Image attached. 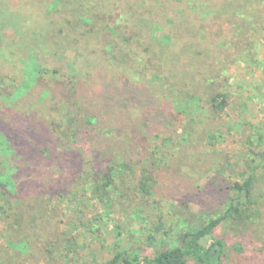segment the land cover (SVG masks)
<instances>
[{"label":"rangeland","instance_id":"obj_1","mask_svg":"<svg viewBox=\"0 0 264 264\" xmlns=\"http://www.w3.org/2000/svg\"><path fill=\"white\" fill-rule=\"evenodd\" d=\"M55 1L0 0V74L18 88L32 77L30 70L37 76L19 97L1 105L0 122L37 130L56 154L55 162H47L50 153L39 151L45 147L39 144V165L24 151L0 158L1 174L11 163L17 180L30 183L23 193L10 195L11 202L0 189V210L13 206L17 213L9 221L0 214V264H109L118 251L151 255L203 225L205 217L223 212L230 186L244 183L245 173L260 161L255 154L264 152V0H106L88 9L78 18L84 23L79 31L97 36L102 66L120 79L128 72L150 96L128 104L122 116L118 109L109 116L112 131L100 135L88 124L82 127L85 135L73 152L62 144L69 145L68 137L52 129L64 124L74 105L97 97L91 92L97 91L96 72L77 39L69 38L74 35L67 33L69 13L49 10ZM205 44L211 49L205 61L188 60ZM185 67L197 75L195 84L182 86L175 77L185 76L175 72ZM85 87L89 95L75 93ZM184 92L199 98L194 113ZM218 95L225 104L223 98L213 101ZM189 126L186 143L182 133ZM110 157L134 160L140 170L116 180L103 204L92 187ZM62 160H69L71 169L66 171V163L62 171ZM143 168L154 171L157 181L150 196L136 184ZM263 173L264 167L257 179ZM55 184H63L56 188L59 197L49 196ZM252 197L259 206L252 208L250 221H228L214 231L213 238L226 242L223 264H264V180H258ZM10 228L14 231L6 234Z\"/></svg>","mask_w":264,"mask_h":264},{"label":"trees","instance_id":"obj_2","mask_svg":"<svg viewBox=\"0 0 264 264\" xmlns=\"http://www.w3.org/2000/svg\"><path fill=\"white\" fill-rule=\"evenodd\" d=\"M104 1L106 0H77L74 5H66L64 3V0H56L54 2V5L49 6L50 11L52 7L54 8L56 13H59V11L60 13H69L67 17L70 16L71 19L66 22L68 26L67 33L74 34L69 38L77 39L76 44L80 46L82 54L85 57L84 59L92 64L90 66L91 71L96 72L93 75L97 91L91 92L96 93L97 97L94 95H90V99H84L83 107L80 105V103L78 106L74 105L73 108L75 110L67 113V120L64 121V124L60 127L54 126V129H52L53 132L56 133L59 128V132L62 134L61 137H68L69 145H67L65 142H63L62 144L65 146V148H67L68 146L70 147L71 145L70 151L72 152V148L76 145L77 140L80 138V136L85 135L82 127H85L88 124L89 126L93 127V130H97V132L95 133H98L100 135L105 134V131L107 130L112 131L113 127H111L112 125H110L108 121L109 116H112L114 113H116L115 111L117 109L121 113L120 116H122L124 115V108H126L128 104H132L137 100H144L145 102L150 96V93L145 90L143 84L141 82L139 84V82L136 81L134 77H131L128 72H124V74H122V79H120L121 76L115 74L114 72L111 73L108 67L102 66V57L97 47V36L94 37V34H90L91 36L87 37L85 34L80 33L79 31V29L82 28V24L84 23L83 20H79L78 18L80 16H83L85 18L83 14L88 9L93 6H98ZM37 2L38 0H36L35 4H37ZM111 2V0L108 1V3ZM19 18L20 17L17 16L16 20L19 21ZM1 26L2 23L0 22V34L2 32ZM62 32L65 31L62 30ZM40 45L43 47V50L48 51L44 41ZM210 52L211 49L209 45L205 44L203 50L200 51V49H197L196 54L192 58L191 55L187 56V58L188 60L190 59V61L192 60L193 63L196 60L198 65V60L202 59L203 61H205ZM171 60H174V58H172ZM90 67L87 66L86 70H88ZM83 68H85V66H83ZM83 68L81 67L80 70L86 71ZM185 68L187 69V71L184 68H175L176 73H180V71L183 70L182 74H185V76L182 77H175L179 78L182 86L184 84H195L197 81V75L191 74L190 72H188L189 69L187 67ZM28 75L32 76L33 79L37 78L36 75H33V72L31 70ZM32 77L28 79V84H30L33 80ZM202 81L204 80L202 79ZM27 83L25 84V86L27 85ZM17 86L18 84H14V80H12L8 75L0 74V107L1 105L4 106L5 104H7L5 102L19 97L21 90L25 89V86L21 88H18ZM195 86L196 85H193V87ZM81 90L86 95L90 92V90L85 87L84 89L81 88L80 90L76 89L75 93H80V95L83 96L84 94L81 93ZM193 91L195 92L196 90L193 88ZM196 94L191 92H184L182 94L188 98L184 102H186L190 108L189 113H194V110L197 109V105L199 104V98L196 96ZM78 96H75V100L80 101L81 99H77ZM71 98L69 97V100L73 102L74 96L72 95ZM219 98H223L222 104H225V98L223 95H218L217 99H214L213 101L217 104ZM182 108H185V103L182 104ZM79 114L81 116H79ZM180 114L184 115L183 112H181ZM171 119H174V116H170L169 121ZM172 121L173 120H171L170 122ZM16 124L17 126L20 125L18 122ZM1 125H3V127H0V158H6L7 155L9 156L13 153L18 154L19 152L24 151L27 152L25 155L32 157L31 159L33 165H39L41 163H36L35 154L39 148V144L41 146L42 144H45V147H40L39 151L42 150L43 152L50 153L47 156L46 161L49 163L51 161L55 162V150L53 149V147L46 145V141L43 140L42 137L38 136V133L36 132L37 130H32L31 127H28L27 131H25L22 130V127H20L21 129L18 128L16 125H14V123H12V126H6L5 122H0V126ZM189 129L190 126L185 127V131L184 133H182V139H184L186 143L189 142L191 137V132L189 131ZM90 130L91 129L88 127L86 132L89 133L91 132ZM31 138L33 141L29 140ZM261 138L264 139V136H262ZM74 140L76 141L74 142ZM32 142L35 143L32 144ZM255 157L260 161L256 166L245 173L246 176H248L245 179L244 183L241 184L237 182L230 186L229 197L224 204L223 212L218 213L214 217H205L206 219L203 225L195 228H189L183 231L178 235L174 244L165 247L157 246L156 248H154L151 255H140L136 253L131 254V252L128 251H118L114 259L110 261L109 264H223L224 257L226 255V242L224 241V239H216L212 236L214 234V231L223 223H226L228 221L247 223V221H250L255 216V214L252 213L254 212V210L252 211V208L259 205L254 201L252 193L254 192L255 185L256 183H258V180H264V173L257 179L258 171L260 170V168L264 167V152L261 155L255 154ZM104 162L108 163L107 170L101 169L98 171L97 179L99 180L96 181L94 183V186L92 187V190H94L98 194V198L103 199V204L105 203L104 192L106 191V195L110 200V190L114 185H117L116 180L123 181L126 176L137 175L138 171L140 170V167L138 165L139 163L135 162L134 160H126V158H124L122 162H118L110 157L107 161H103V163ZM66 163V171L68 169H71L69 160H62V171L65 170V168L62 166ZM27 169L28 171L34 170L33 166ZM14 172L15 169H13L10 163L7 170L5 169L4 173H0V189L3 190L2 198H6V200L9 202H11L10 195L12 196L16 195L17 193H23V190L30 185L28 179L24 180L22 183L19 182L16 178V174L19 173V171L16 174ZM20 172L26 176L30 174V172H27L23 169L20 170ZM65 173L63 175H65ZM66 183L68 184V182ZM156 183L157 181L155 179L154 171L143 168L136 184H138V188L145 194V196H150L153 193V189L156 187ZM61 186H63V184H55L54 190L49 193V196L58 194L59 197V195L62 193L56 188H62ZM39 200L40 197L37 198L36 202H39ZM24 202L25 203L22 205L25 208L30 207V202ZM3 210V212L0 210V214H7L8 221L9 219L13 218V216H11L10 214L16 213V208H14L13 206L12 208L9 207L8 209ZM38 211L42 210L39 209ZM11 227H14V223H12ZM13 231L14 229L10 228L5 231V233L10 234ZM27 238L28 236L24 239L23 244L25 243ZM204 240H208L207 246H204L202 244ZM13 243V241L9 240V244L12 245ZM242 251L243 249L241 248L240 253Z\"/></svg>","mask_w":264,"mask_h":264}]
</instances>
